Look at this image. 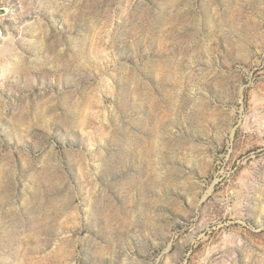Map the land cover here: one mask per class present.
<instances>
[{"label": "rangeland", "instance_id": "1", "mask_svg": "<svg viewBox=\"0 0 264 264\" xmlns=\"http://www.w3.org/2000/svg\"><path fill=\"white\" fill-rule=\"evenodd\" d=\"M0 264H264V0H0Z\"/></svg>", "mask_w": 264, "mask_h": 264}]
</instances>
